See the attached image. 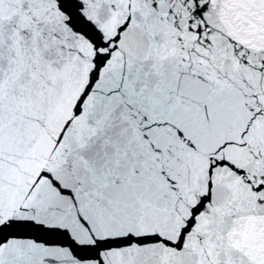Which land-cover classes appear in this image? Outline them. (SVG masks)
Instances as JSON below:
<instances>
[{"label": "snow or ice", "instance_id": "1", "mask_svg": "<svg viewBox=\"0 0 264 264\" xmlns=\"http://www.w3.org/2000/svg\"><path fill=\"white\" fill-rule=\"evenodd\" d=\"M0 264H264V0H0Z\"/></svg>", "mask_w": 264, "mask_h": 264}]
</instances>
